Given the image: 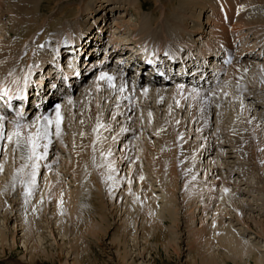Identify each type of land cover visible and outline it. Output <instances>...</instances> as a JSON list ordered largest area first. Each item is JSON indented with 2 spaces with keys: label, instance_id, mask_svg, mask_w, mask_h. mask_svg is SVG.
Returning a JSON list of instances; mask_svg holds the SVG:
<instances>
[{
  "label": "rangeland",
  "instance_id": "374dc122",
  "mask_svg": "<svg viewBox=\"0 0 264 264\" xmlns=\"http://www.w3.org/2000/svg\"><path fill=\"white\" fill-rule=\"evenodd\" d=\"M40 1L41 2H40L39 10L35 12L38 15V19L35 22H33L34 29L32 28V30L34 33V37L32 36L30 37L33 40L30 38L27 40L28 37L15 34L13 29L14 25H18V21H16L15 23V17H17L18 14L14 13V11H11V9L12 6L18 4L20 0H0V52L5 51V49H3L4 47H2L4 46V44L7 46L8 45L14 46L12 51H16V53L20 51L19 49L23 45L26 44V47L24 46L25 48L20 51L21 54L19 55V57L15 55L12 57L11 55H9L0 58V83H2L4 80H7V76L13 74H15L14 78L16 80H19L18 77L22 75V72L20 71L22 70V68L27 67L28 63L30 65L33 63L36 65V63L38 62L42 63V61L38 60V57L35 56L33 58L28 56L29 51H31V53L32 51H34L32 49V45L40 43L39 40H41L40 43L41 45L48 43L45 50V55H46L45 57H47L51 61V63L50 62L45 63L43 69L44 68L47 69L48 66H54L56 64L55 59L57 57V53L55 54L56 51L54 52L53 47H55L56 49L59 46L57 41L58 36L53 33L45 32L47 26L49 24H52L53 26L52 30L53 31L55 30L54 24L59 22L58 21V19L60 18L59 13L60 11L65 9V7L71 9H77L78 17L85 16L84 21H86L88 19V15H89L88 13L91 10L90 5L92 4L93 6L96 5V0H40ZM197 1L200 4L199 7L203 8V10H201L202 16L200 19L202 20L204 18L206 20L208 14H211L212 12H216V14L213 15V17L216 18L215 20L216 23L214 22V24H208V25L205 24V27L202 26L204 30V31L202 30V32L204 33L201 34L195 33L192 36L195 37L196 34H199L198 37H195V39L200 40V42L199 41L197 42L196 44L197 46L193 47L194 49H197L194 50L195 52H199V50L204 51L206 49L207 39L209 38V36L212 35L210 34L211 30L215 31V38H214L215 42L213 41L211 43L215 44L216 42H220L221 39L219 35L224 33L221 32L222 24H219L223 22L221 18L222 15H221L219 3L227 2V0H197ZM229 1L231 3L229 2L227 5L228 6L230 5L231 9H229L228 6L227 8L229 10L230 21L227 22L228 19L224 17L226 20L225 23L227 24V28H228L227 29L225 27V30H227L228 32L232 30H233L232 32H237L239 30L242 31L240 32V34L244 36V41L243 42L239 41L238 43H236L235 46L236 49H235L233 45V41L236 42V40H234L236 35H233L232 32L226 33L229 39L226 37L225 40L227 43L228 40L230 41V43L232 40L231 49L235 55L232 54V56L234 55L233 58L231 57L232 59L227 60V62H224L222 66H220L222 68L219 77L220 83H218L217 85L214 84L215 86L213 87L211 86L212 88L208 87V88L194 89L195 87L193 88L192 85L187 84L186 82L182 83L181 80H180L181 82L179 81L174 83L171 82L169 83V85L167 84V86L170 88L169 98H166L167 100L164 99L163 105L155 104L154 92H153L154 95H152L151 99H143L145 101H143L141 98L140 99L136 98L137 96L136 93L132 94L133 93L131 91L132 82L130 81V78L132 76L135 77L136 74L133 71H129V73H127V78H124L123 80L124 83L127 84L124 87L125 89L123 91L117 92L113 96V99H111L110 103H112V101H116V103L112 105L113 109L111 113H109V110H107L106 113L105 103H107L108 100L106 99V101H104V104H102L101 98L104 95L103 93L108 94V97L111 98L112 93L109 91L110 89L107 88L108 86L105 85L106 80L105 81L100 80L99 81L100 83H98V85L100 84L99 85L100 88L102 87L104 91L98 90L99 92L96 93L95 88L93 87V85L90 84L93 78L100 73V72L98 73L96 72L95 74H91L89 78L86 79L85 84L82 82L81 84L82 87L80 89L78 88L76 90V88H74L75 90L73 94H71V96H67L64 99L66 100L68 97L73 98V101L71 102L73 104V107L71 106L72 105L71 103L67 104L68 107L67 106L61 107V111H63L62 113L63 117L65 118L62 122V125H65L63 127V132H62L63 134L59 138L55 136L52 137L53 143L48 149L47 155L45 156V158L37 161L39 167L36 169V175L34 177L35 182L32 184V187L30 188L29 186H27V184L30 181V178L32 177L30 175L32 169L29 168L30 172H28L29 174H26L27 176L25 180H23L22 184L25 185L24 190H26V194H28L27 195L28 201L25 198L18 197V195H16L15 193H9L10 187H8V185H6L5 183L3 185L0 184V193L2 194L1 197L2 201L0 203V264H202L201 258H199V256H194L196 255L195 253L196 249L191 245L190 243L191 241L189 242L190 239L189 232H191V229L194 227L195 229H199L202 225L200 222L201 219L199 218L201 216L197 214L198 211L197 208H195V213L197 214L196 217V214L194 215L192 212L193 211L192 206L189 207L190 201L188 202L186 200L187 197L185 198V193L189 188V186L192 183H194V180L190 181V180H186V178L180 177L178 182L179 184L177 183L178 189H176V194L174 195L173 198L174 199L173 201L175 202L174 203L175 209H173L174 210L173 216L176 217V220L177 222H179V225L176 222H169L163 227L159 226L156 228L155 222L159 221L160 218L163 216L162 214L166 213V212L164 213L163 211L164 204L161 206V208H159L162 209L160 210V213L152 211L148 213V215L150 216L148 217V215L147 216L144 215L147 214L146 209L142 206L144 202L142 205L141 203H139L140 197L141 198L143 197L142 200H145V198L149 200L151 199L150 198L151 195L153 197V194L154 196L157 197L160 196L161 194L162 196H164V198L166 197L165 192L168 193V188L164 186V188L161 189V187L163 186L160 184L161 185L160 187L158 179L154 177L155 174L153 170L150 169V165L148 164L147 160L144 157L145 155H149V153L152 154V157H155L157 156V153L162 151H167L168 147L175 145V136H177L178 141L183 143L184 147L189 150V153L194 156V159L196 158L200 159V162L198 163L199 166L196 167L197 169L195 168L194 171L192 172L193 177L191 179H195L196 182L199 183L198 190L195 191L196 193L194 195H191V197L189 196V199L191 198L190 200L192 204L197 203L199 205L200 203L192 198H195L198 193L200 192L202 193V191H205L206 189H208V187L214 184L213 186L215 188L217 187L216 189V191H218L217 196L219 194L220 198H218L219 197L218 196L217 200H215L216 202L215 201L213 202L214 206L211 205V209H213L211 210V212H213L214 207L216 208L218 205H220L219 203H222L221 198L223 199V196L225 195L224 192L221 193L222 192L221 190L225 186L223 185L224 184L223 182L226 177H227L226 178L227 183L229 181L231 185L229 187H235L232 193H233V198L235 196L234 200L237 205H239L238 203L242 199H243V201H241L242 205H246V203H243L246 201L248 204L247 208L254 209L257 208L258 206L256 205L259 204L260 210L254 209L255 211L253 210L249 211L246 209L247 210L246 214L245 211L243 210L244 212H242V214L243 215L245 214L244 220L243 219L237 220L236 217L237 213L234 212V207L232 208V205H227V206L225 205V206L227 210L230 211L228 213L229 216L227 217H230L231 220L233 219L234 221V222L232 221L231 223L233 225V228L235 227L234 231L237 229L235 231L236 234L239 235L240 238H244L245 240H248V242L250 241V243L254 244V246H256L257 248L256 250L259 251L260 248L261 251L259 252L263 255L262 256L263 258L261 259L264 261V233H262L261 229L257 227L256 223L254 222V220L256 219L257 221L263 222L264 224V86H263L264 81H260L257 76L256 77L253 76V72L256 70V67L259 68L262 67L264 69V56H263L264 55V25L259 24L258 26L253 24L252 25L253 28L250 29L249 25L246 24L241 25L242 23L240 22L243 21L244 18L242 17L244 16H245V20H247L249 23L254 22L255 19L253 18L254 14L252 11L260 8L262 4L259 5V3L263 0H234V2L233 0H229ZM181 2L182 0L181 1L180 0H115L114 3L112 2V7H111L112 10H110L108 14H105V11L101 13V15L103 14L106 15V19L104 23H101L102 25L101 24L99 25L101 27L105 23L107 25V27L103 29L104 31L102 32L101 35L103 40H104V34L107 38L103 42L106 44L107 41L112 39V38H108L109 31L111 30L110 34H112L113 31L116 34L117 38L115 40L126 42L125 45L128 46L126 47L128 49V52H130L131 50L133 51V48L135 47L132 46H136L135 44L139 45L140 43H142V45L144 44L147 45V47H151L150 49H153L154 46L152 45L154 44L153 42L157 43L158 45L160 44L163 45L169 44V46L179 45L180 47H182L181 50L185 51L186 47L191 46L192 44L190 40H192L193 38L190 35H187V37L184 36L186 38L184 39L182 38L179 41L176 40L175 42L171 41L166 34H164L162 37L160 36V39H157V41H154L151 36H146V37L143 36L144 35L143 32L147 31L148 27L150 26L151 20L156 18V20L162 21L163 23L170 25L169 18H174V17L177 18V16L179 17V13H177L179 10L182 12L183 15L185 14L186 17L181 18L183 19V21H181V23L178 24L177 28L183 30L185 28L184 25H186L187 28L189 27L188 29H194V27L200 28V25L196 23V20L193 17L195 15H198L200 10L198 9L197 11L192 9L187 10L188 8L186 9V7H185L186 10L185 9L183 10ZM27 3L25 4L26 6ZM33 5L34 4L32 2L31 5H29V7H32ZM192 7L196 8L198 7V5L196 4L195 6L193 5ZM213 8L214 9L217 8V11H214ZM237 10H239L240 12L239 15L241 16L237 14ZM263 11H264V7L262 9V12L260 13V16H258L261 17L262 21H264ZM232 13H233V19L231 15ZM121 14H125V15L122 18H119L118 16H120ZM28 15H29L28 17H31L33 14L28 13ZM20 16H24V14L20 13ZM238 16L240 17L241 20H239ZM78 17H74L72 20L77 19ZM89 20L91 21L90 23L94 22V19L89 18ZM145 21H149V22L146 23ZM98 23L99 22L94 23L95 25L92 32H95L97 28H100V26L98 27ZM24 25L25 24H23L22 26L24 27ZM234 25L237 30L232 28V26ZM151 27L156 28L157 26L153 24ZM159 28L161 27L159 26L158 29ZM257 34L258 35L260 34V37H258ZM66 39H67L66 36L65 38L63 37L64 41ZM29 40L31 44H29ZM63 43H66V45H64V49H68L71 47L70 41L69 43L68 41H65ZM219 45L220 46L222 45L221 48H225L224 47L225 45L221 43ZM216 47L218 48V45ZM239 47H242L243 49H238ZM8 49L10 50L11 47L10 48L8 47ZM251 49L252 52L249 53L248 51H250ZM126 52H127L126 50L123 51L124 54ZM238 52H243V53H241V56L236 57L238 55ZM220 53L221 52L218 51L217 55H220ZM257 53L259 55L260 54L263 55L262 56L256 55ZM100 54L101 53L99 52L98 55L90 58L83 56L81 61H79V63L77 64L79 65L80 69L83 70L82 69L83 66L87 65L86 62H91V63L94 62V59L98 58ZM221 56H223V54H221ZM212 58H209L207 60L206 62L207 65L210 66L212 65V63L214 65L213 60L215 59ZM226 58H227V54H226ZM70 60L71 57L69 56L64 57L63 64H61L60 66L61 71L69 68L67 64L70 63L69 62ZM58 61L59 60L57 58L56 62ZM3 63L5 64L3 65ZM244 64H250L251 68L253 69H250L249 72L244 77V79L240 80V78L237 77L235 71L237 70V68H239L241 65ZM3 69L6 72H4ZM43 69L42 70L39 69L37 73L35 72V74L32 75L33 77L28 78L29 81L31 80L33 81L38 76L39 72H40L39 74L40 77L43 72ZM58 75H59L58 79H56L54 83L61 85L60 83L61 80L59 78L64 77L65 75H62L60 72ZM49 81H46V83H48ZM119 81L120 79L117 80L118 84ZM133 84L137 90L144 89L145 86L149 85V84L143 85V83H141L140 85L138 84L139 85L138 86L137 84H135V82ZM179 84L181 85V87H185V88L187 87L188 90L187 89H186L187 91L185 90L187 93L185 92L182 95V92L180 91L181 95L178 94L177 92L178 89L175 87L178 86L179 88L180 87ZM254 84H256V86ZM159 85H157V87L155 86L153 87L157 91H162V88H164L165 84L163 85L161 84L160 86ZM86 87L87 89H85ZM129 87H130V91L128 90ZM215 87H217V89L219 90L220 93L218 96L221 97V99L220 98L216 99L213 95L211 96L209 94L216 92V89H213ZM185 88H183L182 90H184ZM201 92H204V95H210L211 96L210 99H212L211 107L203 112L201 111L200 103L203 101H207V99L206 96L198 97V95ZM190 93L192 95H190ZM185 95L188 97H186ZM97 96L100 98L99 107L104 108L101 116L105 115L106 117H108L107 118L108 121L107 120L104 121V119H102L100 116L99 117L100 119H98L99 129H95L92 132L90 139H93V150L97 148L96 146H102L103 143L105 145H109V147H111L109 148L110 149L109 155L110 154L111 155L108 157L112 158L113 161L110 162L112 164L109 165L107 163L89 162L86 165H84V170L82 172V175L76 176V172H75L76 165L75 163L71 165V163L76 155V151H77V149H75L76 145H80L83 143V138L81 137V127L79 124V122L81 123L83 116H80L79 114V116L76 117V113L78 112L80 106H83L82 109H84L85 107L84 101L85 102L87 101L89 103L93 102L91 104L96 105L95 102L97 99L95 100L94 98H96ZM128 97L129 100L132 101L131 104L130 102L126 101ZM198 98H201L200 103L198 102ZM232 99L233 102L230 101ZM172 100H173L172 102L173 109L176 110V113H172L169 116H166L165 108L167 104L170 103ZM236 101L237 102L240 101V103L241 101H243L246 106L248 105L249 108L251 107L250 111H252L251 118H253V122H254V123L252 122V125L253 124L255 125L254 139L256 140L251 147V149L255 151V154L251 153L252 155L250 162L245 160L243 161L240 160L239 156L236 158L229 157L232 154H229L228 152L230 151V153H233L236 149L231 144L232 143L230 141V139L232 138L231 136L225 134L224 136L213 137L212 134V131H214V129H218L220 125L224 126L226 130H230L233 127L234 123L240 120L239 117L244 116L247 119V115H248L247 112L238 108L237 106L239 103H236ZM215 102H217V104H215ZM218 102L220 103L221 106L218 105ZM233 103L237 105L236 110L232 106ZM95 105L94 107H96ZM67 111L70 112L73 111V113L75 112L73 115L74 117L71 115L73 113ZM108 114L110 115L107 116ZM202 117H205L206 120L209 122L211 128V129L208 128L209 133L207 132L205 134H202L201 133L202 130L200 129L198 133V128H199L198 124H200V121H198V119H201ZM218 117L220 123H218L217 121ZM73 118L75 121H73ZM29 120L30 118L26 121ZM249 120L251 121V119ZM107 122H109V124ZM9 123H10L9 121L5 122L4 125L5 134L11 132L12 130V127L11 128L9 127ZM177 126L180 127L176 130V133H174L173 130L176 129ZM60 140L63 141L65 144L63 147L59 145ZM197 140L199 142H197ZM129 142H131V144L128 147L127 150L128 153H126V157L128 160L125 165L121 166L120 165L121 163L119 162L120 158H117L119 157L118 156L119 148H121L122 143L126 145V143ZM120 144L121 146L118 147V145ZM150 146H153V148ZM0 147H2L3 149V154L0 155V179L4 180L12 175L16 176L17 162L22 160L25 161V160L22 159L20 151L15 149L14 141L13 142H8L7 140L0 141ZM202 148H207V149L206 151H201ZM101 149H96V150L98 152V150ZM194 149H196V152H194ZM39 151L43 152V148H41ZM223 152L225 155L223 154ZM53 160L55 162H53ZM244 161L247 163L244 169L249 171L248 174L247 173L242 174L241 172L243 165L240 163ZM102 164L105 167L107 166L108 167L107 169H110V171L109 170L107 171V169L105 170L107 171L105 186H106V191L109 192L111 190L110 193L111 194L113 193V195L107 193V197L105 198V201L103 202V199H99L98 203H96L97 204L96 207L91 206L92 205L91 202H90L91 205L87 203L88 204V206L86 207L87 211L84 210L85 212L83 211L81 212L84 214V215L82 214V217L79 214L80 216L79 222L78 220L73 221L72 214L70 211L67 210L66 205L62 204L56 206L58 205L57 201H55L53 198L52 199L50 198L49 187L53 188L54 184L57 185L56 182L60 177L65 183L70 185V189L72 190L74 189V186L73 183H71L70 181L71 179H75L77 186L85 185L89 182L90 183L89 185L92 187L94 185V180L96 179L95 175L98 172V170L96 169L100 168L101 166L104 167ZM131 166H134L132 176L128 178H124L125 177L124 174L127 173V171L131 168ZM202 167L204 169H202ZM228 167L232 168L233 171H230ZM139 170L141 171V173H143V176L141 177H140L141 174L138 173ZM143 177L145 178L141 179ZM212 177H214L215 179L214 178L212 179ZM99 178L96 180V182L99 181ZM119 179L121 180L119 181ZM198 179H200V182ZM47 180L48 181L50 180L49 182H52L51 184L52 186H49L48 184L49 182ZM239 180H241L242 182H239ZM246 181L247 182L249 181V183H251L252 185L253 183L255 185V183L258 181L259 182L258 186L260 187L259 192H255L252 188L248 187V184L242 185L243 183H246ZM166 184H168V182L165 183V185ZM41 186L43 187L42 192L39 189ZM157 186L159 187V192L156 190L152 191V189H157L158 188ZM242 188H246V190H241ZM136 189L139 190L137 191ZM248 189H250L249 192ZM14 191L18 192L17 189H15ZM45 191H47L48 195L47 194L45 195L44 193ZM243 191L246 192V194L243 193ZM39 193H40L39 200L42 199V201L46 203L45 210L42 208L40 209L41 211L38 210L37 213L39 217H37L38 219L36 218V220H33L34 223H32L31 222L32 220L29 219L31 217V213H30L31 210L25 211L24 208L29 209L30 207H28L29 206L28 204L31 203L29 200H31V198H34L35 195ZM85 193H87L90 196L93 195L95 196V194L97 195V193L99 192L98 190H96V188H94V193L90 194L89 190L87 189L85 190ZM222 194L224 195L222 196ZM46 196L49 198H47ZM157 197L156 199H158ZM36 198H38V196ZM132 199H134V202L132 201ZM39 200L37 202H39ZM127 200L129 203L126 202ZM248 201H250V203H248ZM37 202H35L36 206L35 205L32 206V210H36L38 208ZM81 203L84 202L81 201ZM120 203H122L123 205L119 206ZM224 204L225 202L223 201V205ZM254 204H256L255 205L256 207L254 206ZM125 205L131 206L135 211L131 216L132 221L129 222V226L126 225L127 227H129L125 231L126 235H123L122 228L125 225L124 224L126 222L125 220L129 214V213H125L126 210ZM221 205L220 207H222ZM239 206H241V204ZM190 208H192V210ZM102 214L104 216L106 215L107 224L103 223L102 224L103 226L98 225L97 227L96 224L99 223L101 224L100 215ZM214 216L215 213H213L212 216L209 215L210 219L207 217V222L208 223L210 222L211 224L214 220ZM93 218H95L94 219L95 221L93 220ZM148 218L150 220H148ZM245 219H246V223L247 221H250L248 226L244 222ZM228 222L229 219L227 218V223ZM26 223H32L33 228L36 231L33 228H30ZM61 223H64L63 224L64 227L62 226ZM90 223H94V225ZM89 224L93 225L92 228L94 227L95 229L93 228V230H91L92 228ZM17 227L19 233L14 232L17 231L15 230ZM87 227H89V229L94 232H96L97 231L96 229H98L97 236L93 235V233L89 231ZM165 230H167L166 232L169 233L168 238L171 237V239L174 240L175 244L177 245L176 247L179 248L178 249L179 251H173V249H171L170 252L165 251V247L162 244L163 241L165 240L164 239ZM148 234H150L151 236H148ZM78 237H79V241L76 242L77 240L76 238ZM38 245L39 247H37ZM216 251L218 252L219 249H217ZM221 252L225 253V251H223L222 249ZM218 257H220L221 259H225L226 263L224 264H238V263L254 264L255 263L254 256H249V257L243 256L244 259H240L242 256L241 257L233 256L234 259L231 256H230L231 258L229 259L226 258L227 256L226 257L217 256V258Z\"/></svg>",
  "mask_w": 264,
  "mask_h": 264
},
{
  "label": "bare ground",
  "instance_id": "6f19581e",
  "mask_svg": "<svg viewBox=\"0 0 264 264\" xmlns=\"http://www.w3.org/2000/svg\"><path fill=\"white\" fill-rule=\"evenodd\" d=\"M30 1L29 0H20L21 3L19 2L18 4L13 5L12 6V9H11V11H14V13H17L18 14V16L15 17V23H16V21H18V25H14V27H13L14 33L17 34V35H22V36L28 37L27 40L31 36L34 37V33H33V30H32V28L34 29V23L33 22H35L38 19V15L35 12L39 10V6H40V2H41L40 0H33V1L30 0ZM114 1L115 0H104V1H102V0H96V5H95L96 7L93 6V4L90 5V9L91 10L88 13L89 15H88V19L86 21H84V19H85L84 17L85 16L84 17L83 16L78 17L77 9H71V8H66L65 7V9H63L62 11H60V13H59L60 14V16H59L60 18L58 19L59 22L56 23V24H54L55 30L53 31L52 30L53 29L52 24H49L47 26L46 31H45V32H48V33L56 34L58 36V40L57 41H58L59 46L56 49H55V47H53L54 52L56 51L55 54L57 53V57L55 59V63L56 64L54 66H48L47 69L46 68L43 69V66L45 65V63H49V62L51 63V61L47 57H45L46 56L45 55V50H46V46H47L48 43L41 45L40 44L41 43V40H39L40 43L33 44L32 45V49L34 51H32V53H31V51H29L28 56L33 57V58L36 56V57H38V60L39 61H42V63L38 62L40 64L36 63V65L34 63L30 65L28 63L27 67L22 68V70L20 71V72H22V75H21L22 78L20 80H16L15 78H12L11 79L12 82H11V84L9 86L10 87L9 88V91H8V93L7 92L6 93L10 97H15V99L17 101H18V99L21 100V101L23 100V102L25 104V101L26 102L28 101L27 89L30 87V85L32 83L31 82L32 80L29 81L28 78L33 77L32 75L35 74V72L37 73V71H39V69L40 70L43 69V72H42L41 76L38 77L39 78L38 79V82L41 85H40V87H38L37 91H35L34 96L36 98H38V101H41V102H39V104H40L39 106L45 108V106H44L45 105V102H42L43 101V98L44 97H48V98L50 97V98H52L53 96H55L54 95V92L52 91V89L53 90L55 89V86L52 85V84H54L55 80L58 79L59 72L62 75H65L63 77L64 78V81H67L68 80V83H69L70 79L73 80V82H71L72 83V86H74L75 84H77L79 82L80 77L83 76L82 74H84V72H82L83 70L80 69V67H79V65L77 63H79V61H81V59H82L83 56H85L87 58H90V57H94V56L98 55V53L100 52L101 53L100 56L98 58L94 59V62H95V61H98V60H102L101 59V56H102V53L104 52L105 53V57L104 58H106L105 61L103 60L104 63H108V62L109 63H112L113 58H115V56H117V57L119 56V57H121V58L124 59V57H126V55L128 53V49L126 48L128 46L125 45L126 42H124V41H122V43H116V41L114 42V39H116L117 37H116V34H115L114 31H113L114 33L112 32L113 35L110 34V31H111L110 30L109 31V35H112V36H109L108 35V38H112V39H110L109 41H107L106 44H105L103 41L106 40L107 38H106V36L104 34V40H103V38H102L101 35H102V32L104 31L103 29L106 28L107 25H106V23L102 27L99 25L101 23H104V21L106 19V15H104V14L101 15V13L103 11H105V14H108L110 12V10H112V8H111L112 7V2L114 3ZM32 2H33L34 5L32 7H29V5H31ZM229 2L230 1L227 0V2L219 3L220 4L221 15H222L221 18H222V21H223L222 23H219V24H222L221 32L224 33V34H220L219 35V37L221 39L220 42H216L215 44H212L211 43V42L214 41V38H215V31L214 30H211V33L210 34H212V35L209 36V38L207 39L206 49L204 51H200V50H199V52H195L194 51V50H197V49H194L193 47L197 46L196 44H197L198 41L200 42V40L195 39V37H198L199 34L204 33V32H202V30H203V27H205V24L206 25H208V24H214L216 18L213 17V15L216 14V12H212L211 14H208L206 20L204 18L201 20L200 19L201 16H202V11L201 10H203V8L199 7L200 4H199V2L197 0H192V1L191 0H182L181 4H182L183 10L185 9V7H186V9L188 8L187 10H191V9L192 10H196V11H197V9L200 10V12H199L198 15L193 16L194 19L196 20V23L200 25V28L194 27V29H188L189 27L187 28L186 25H184L185 28L183 30L177 28L178 24H180L181 21H183V19H181V18H185L186 17V15L185 14L183 15L180 10L177 12V13H179V17L177 16V18H175V17L174 18H169L170 19V25L169 24L167 25V24L163 23L162 21H158V20H156V18L153 19V20H151L150 21V26L147 25L149 27H148L147 31H144L143 32L144 33L143 36H145V37L146 36H151L154 41H157V39H160V36L162 37L164 34H166L168 36V38L171 41H173V42H175L176 40L179 41L182 38L184 39V38L187 37V35H190L192 37L195 33H199V34H196L195 37H192L193 38L192 40L189 39L193 45L191 44V46L186 47V50L185 51L184 50H181L182 47H180L179 45H173V46L172 45L169 46V44H164V45L163 44H160V45H158L157 43L153 42L154 44H152V45H154V46L157 47V51H156V54H155V60H154L153 63L155 64L158 61H162L161 64H162L163 69H164V75L162 76V79H164L163 80V83L158 82V76H157V78H155V76H154L153 78H155L156 80L152 81V83H151L152 85L149 84V85L145 86L144 89H138L137 90L134 87V84H133L134 82H135V84H137V82L134 81L131 84L132 85L131 86V91L133 92L132 94H135L136 93V95H137V96L135 95L136 98H139V99L141 98L143 100V99H151L152 95H154L153 94V92H154L155 93V95H154V103L155 104H162L163 105L164 99L167 100L166 98H169V95H170V88L167 86V84L169 85V83H171L170 81L173 78L177 79L179 82L182 81V83L183 82H187V81L188 82L189 81H193L194 80L193 77H196V79L197 78L203 79V82L204 81H213V80H214L213 82H216V80L219 79V77H220V72H221V69H222L220 67V66H222V62H221V59H219V57H221V54H223V56H226V54H227V58H230L231 59L232 54H233L232 53L233 51L231 49L232 47H231L230 41L228 40V43H230V44H228L226 42V40H225V38L227 37L226 33H229V32L227 30H225V27L227 28V24L225 23L226 20H225L224 17H226L228 19L227 22L230 21V16H229V10H228V8L231 9V6L230 5L229 6L227 5ZM233 2H234V0H233ZM26 3H27V6L25 5ZM196 4L198 5V7H196V8L192 7L193 5L195 6ZM260 4H262L261 7L257 9L259 11H257V10L252 11L253 14H254L253 18L255 19L254 22H250L249 23L247 20H245V16H244V17H242V18H244L243 21H240L242 23L241 25H243V24L244 25L245 24L246 25H249L250 26V29L253 28V26H252L253 24L254 25H258V26H259V24L264 25V24H262V23H264V21H262L261 17H258V16H260V13L262 12V9L264 7V0L261 1L259 3V5ZM98 6H99V8H98ZM227 6H228V8H227ZM180 8H181V6H180ZM214 11H217V8L214 9ZM20 13H23L24 16H20ZM28 13H32L33 15L31 17H28L29 16ZM239 13H240L239 10H237V14L238 15H239ZM124 15L125 14H121L118 17L119 18H122ZM231 15H232V19H233V13ZM239 16H241V15H239ZM239 16H238V18H239V20H241ZM74 17H78V18L72 20ZM89 18L90 19H94V22L93 23H90L91 21L89 20ZM198 21H199V23H198ZM97 22H99L98 23V27L100 26V28H97L95 32H92V30L94 28V25H95L94 23H97ZM145 22L148 23L149 21H145ZM23 24H25L24 27L22 26ZM117 24H118V22H117ZM151 24L152 25L155 24L157 27L156 28L151 27L152 26ZM159 26L161 28L158 29ZM179 27H180V25H179ZM234 27H235V25L232 26V28L235 29V30H237L236 27L235 28ZM73 32H76V33H73ZM260 32H261V29H260ZM65 36L67 38L65 41H68V43L70 41V45L75 44V46H71L68 49H64V45H66V43H63V42H65L63 40V37L65 38ZM184 36H186V37H184ZM222 36H223V38H222ZM257 36L260 37V34L259 35L257 34ZM30 39H32V38H30ZM220 43L223 44V45H225L224 46L225 48H221L222 45L220 46L219 45ZM29 44H31L30 43V40H29ZM217 45H218V48L216 47ZM24 46L26 47V44L23 45L19 50L20 51L23 50L25 48ZM2 47H4L3 49H5V51L4 52L3 51L0 52V58L1 57H6V56H9V55H11L12 57L14 55L19 57V55L21 54L20 51H18L17 53H16V51H12L13 48H14V46H11V45H8L7 46V45L4 44V46H2ZM8 47L9 48L11 47V49L9 50ZM222 49H223V51H222ZM125 50L127 52L124 54L123 51H125ZM166 50H168V53L167 54H169L171 56L170 57L171 63H170L169 60L164 61L166 59H165L164 55L162 56V54L166 53ZM218 51L221 52L220 55H217V52ZM243 52H238L237 57L238 56H241V53H243ZM142 54H146V55L150 54V55L148 57H146V56L144 57L143 56V59H142V58H140V56ZM167 54H166V58H167ZM228 55H229V57H228ZM67 56L71 57V60L69 61L70 63L67 64V66L69 68L61 71L60 66H61V64H63L64 57H67ZM153 56L154 55L151 54V53H148V52H146V53H140L138 50H136L135 48H133V51L131 50L129 52V56L126 57L127 64L126 65H123V62H119L118 67L119 68H125L126 66H128V67L130 66V68H132L135 65H144L145 64L144 63V60H147L148 58H152ZM212 56H213V58H212ZM174 57H175V59H173ZM57 58L59 60L58 62H56L57 61ZM209 58L215 59V60H213L214 61V65H213V63L210 66L206 64V62H207V60ZM28 61H29V59H28ZM117 61H119V60H117ZM100 62L102 63V61H100ZM5 63H3V65ZM90 63L91 62H86V64H88V65ZM165 63L167 64L166 66H165ZM179 64H180V66L177 67V65H179ZM250 69H253V68H251L250 64H244V65H241L239 68H237V70L235 71V73H236L237 77L240 78V80H243L244 77L246 76V74L249 72ZM257 69H259V70H257ZM121 70L123 71V69H120V71H114L113 73H110V74L107 73L108 75H110V76H112L114 78L113 81H112V83L115 85V88H112V87H109L108 86V81H107L106 78L105 79H100V74L102 73V71H100V73L96 77H94L93 80H92V82L90 83L91 85H93V87L95 88L96 93H97L100 90L101 91H104V89H102V87L100 88V86H99L100 84L98 85V83H100L99 81L100 80H102V81L103 80L104 81L106 80V84L105 85L108 86L107 88L110 89L109 91L112 93V97L109 98L108 97V94L102 92L104 94L103 97L101 98L102 104H104V101H106V99L108 100V102L105 103V108H106L105 111H106V113H107V110H109V113H111V111L113 109L112 105H114L116 103V101H112V103H110V101H111V99H113V96L117 92H120L119 89H120L121 85L123 84L124 87L127 85L126 83H124V81H123L124 79L121 78V74H120ZM3 71L6 72L4 69H3ZM104 72H107V70L104 71ZM177 72H179V73H177ZM253 76H255V77L257 76L260 81H264V69L262 67L261 68L256 67V70L253 72ZM49 78H50V81H49ZM119 79H120V81H119V84L120 85L117 82V80H119ZM21 80H22L23 83L21 82ZM45 80L46 81H49V82L46 83ZM34 81H35V79H34ZM103 83H105V82H103ZM32 84H34V83H32ZM37 84L38 83H36V85ZM81 84L82 83H80V85H79L80 88L82 87ZM159 84L160 85L161 84L162 85L165 84L164 85V88H162V91H157L153 87V86L157 87V85H159ZM256 84H254V85L256 86ZM58 85H60V84H58ZM76 87L78 88V85H76ZM175 88L178 89L177 92H178L179 95H181V92H182V95H183L188 90L187 87L186 88L185 87H181V85H180L179 88H178V86L175 87ZM183 88H185V89L182 90ZM61 89H63V88H61ZM85 89H87V87ZM213 89H216V92L215 93H209V94L211 96L213 95L216 99H219V98L221 99V97L218 96L220 92L217 89V87H215ZM128 90L130 91V87L128 88ZM59 91L60 90H58L57 92H55V94L56 95L59 94L58 93ZM82 91H84V90H82ZM204 92H201L198 95V97L206 96V99H207V101H203V102L200 103L201 98H198V102L201 105V111L202 112L205 111V110H207L208 108H210L211 105H212V103H211V100L212 99H210L211 96L210 95H204ZM38 95L40 97H37ZM68 95L71 96V94H68ZM125 95H127V94H125ZM190 95H192V94L190 93ZM63 96L66 97V95H63ZM98 96L96 98H94L95 100L97 99L96 102H95L96 105L94 104L96 107H94V105L91 104L93 102H90L89 103L87 101L86 102L84 101V103H85L84 109H82L83 106H80L79 109H78V112L76 113V117H78L79 114H80V116H83L82 120L80 119L81 120V123L79 122L80 127H81V137L83 138V143L80 144V145H76V148H75V149H77L76 155H75V157H74V159L72 160V163H71V165H73L74 163L76 165V168H75L76 176H81L82 175V172L84 170V165H86L89 162L107 163L109 165V164H112L110 162L113 161L112 158H109L108 157V156L111 155V154L109 155V153H110L109 152L110 151L109 148H111V147H109V145H105L103 143L102 146H96L97 148L94 147L95 149L93 150V139H90L92 132L95 129H99V120L98 119H100L99 117L102 115V111L104 110L103 107L102 108L99 107L100 98ZM186 97H188V96H186ZM194 98H196V97H194ZM59 100H60V104H61L60 106L61 107L62 106L66 107L67 104L69 103L68 101H71L72 102L73 101V98H69L68 97L66 100H63L61 97H59ZM126 101L130 102V104L132 102V101L129 100V97L126 99ZM143 101H145V100H143ZM230 101L233 102V99L230 100ZM172 102H173V100L170 103H168L167 106H166V108H165L166 116H169L172 113H176V110L173 109ZM236 103H239V104L237 106V105H235V103H233L232 106L234 107V109L236 110L237 109L236 106H237L241 110L246 111L247 114H248L247 115V119L244 116L239 117L240 120L236 121L234 123L233 127L230 130H226V128L224 126H221L220 125L218 127V129H214V131H212V134H213V137L224 136L225 134L231 136L232 137L230 139V141L232 142L231 144L236 149H235V151L233 153H230V151L228 152L229 154H232L229 157L230 158L231 157H235L236 158V157L239 156V159L240 160H242V161L245 160V161H249L250 162L251 161V155H252L251 153L255 154V151L252 150L251 147H252V144L255 143V140H256V139H254L255 138V132H254V126L255 125L254 124L252 125L253 118H251L252 111H250V108L251 107L249 108L248 105L246 106L243 101H241V103H240V101H238V102L236 101ZM215 104H217V102H215ZM218 105L221 106L219 102H218ZM71 106L73 107V104ZM99 108H100V110H99ZM60 110H61V108H60ZM70 111H71V109H70ZM70 111H67V112H70ZM81 112H82V114H81ZM61 113H63V111H61ZM70 113H73V111L70 112ZM70 113H68V114H70ZM74 113L71 114V115L73 116ZM109 115L110 114H108L107 116H109ZM259 115H260V113H259ZM65 117H67V116H65ZM101 118L104 119V121L105 120L108 121V119H107L108 117H106L105 115L101 116ZM255 118H256V116H255ZM64 119L65 118L63 117V120ZM249 119H251V121ZM73 121H75L74 118H73ZM198 121H200V124H198L199 125L198 133H199V129L202 130L201 131L202 134H205L207 132L209 133V129L208 128H210V125H209V122L206 120V118L205 117H202L201 119H198ZM217 121H218V123H220L219 117H218V120ZM5 122H6V120L3 122L4 125H5ZM107 123L109 124V122H107ZM64 126L65 125H62V132H63V127ZM9 127L10 128L12 127V124L11 123H9ZM179 127L180 126H177L176 129L173 130V132L176 133V130ZM53 132H54V128H53ZM103 132H104V130H103ZM57 138H59V137H57ZM197 142H199V141L197 140ZM130 144H131V142L126 143V145H124V143H122V146H121V144L118 145V147L121 146V148H119V155H118L119 157H117V158H120L119 159L120 161L119 160L118 161L121 163L120 164L121 166L122 165H125L127 163V160L128 159L126 157V153H128L127 150H128V147L130 146ZM220 144H222V143H220ZM59 145L63 147L65 144H64L63 141L60 140ZM228 145H230V144H228ZM94 146H95V144H94ZM150 147L153 148V146H150ZM96 149H101V150H98V152H97ZM196 149H194V152H196ZM206 149L207 148H202L201 151H206ZM95 150H96V152H95ZM146 154H148V153H146ZM223 154H224V152H223ZM204 155H205V153H204ZM21 156H22V153H21ZM144 158L147 160L148 164L150 165V169L153 170V172L155 174V176L154 175L153 176L158 179L159 185L161 184L163 186V187H161V185H160L161 189L164 188V186L168 188V193L165 192V194H166V197L165 198H164V196H162V194L160 196H158V197L157 196H154V194H153V197L151 195V197H150L151 199H149V200L147 198H145V200H142L143 197L142 198L140 197V200H139L140 201L139 203H141V205L144 202V204L142 206L146 209L147 214H144L146 216L148 215V213H150L152 211L153 212L155 211V212H159L160 213V210H162V209H159V208H161V206L164 204L163 205V211H164V213L165 212L166 213L165 214H162L163 216L160 218L159 221H156V222L154 221L155 222V225H156V228L159 227V226H162L163 227L164 225H166L169 222H176L179 225V222H177L176 217L173 216L174 215V210L173 209H175L174 208V203L175 202L173 201L174 200L173 198H174V195L176 194V189H178L177 188V183L179 182V178L180 177L186 178V180H190V181L194 180V183H192L189 186V188L187 189V191L185 193V198L187 197L186 200L188 202L190 201L189 202L190 203L189 207L192 206V208H193V211H192L193 214L194 215L196 214L195 213V208H197V210H198V211L196 210L197 211V214H199L201 216V217H199L201 219L200 220V222L202 224L201 227L199 229H195V227H194V228L191 229V232H189L190 233L189 242L191 241L190 242L191 245L196 249L195 250L196 251L195 252L196 255H194V256H199V258H201L202 264H222V263L224 264V263H226L225 259H221L220 257L217 258V256H225V257L227 256L226 258H228V259L231 258V257H233V256H236V257L237 256H239V257H241V256L242 257L243 256H248V257L249 256H254L255 257L254 258L255 259V263L254 264H264V261L261 259V258H263L262 257L263 255L259 252V251H261L260 248H259V251L256 250L257 248H256V246H254V244L250 243V241L248 242V240H245L244 238H240V236L236 234L235 231L237 229L234 231V228L235 227L233 228V225L231 223L233 221V219L231 220L230 217H227V216H229L228 213L230 211L227 210V208H226L227 205H232V208L234 207V212L237 213L236 214L237 220H241V219L244 220V215L246 214V211L247 210H249V211H252V210L255 211L254 209L260 210L259 204L256 205L258 202L256 204H254V206L256 205L258 207L257 208H254V209L253 208H247V205L248 204H247L246 201L243 202V203H246V205H242V202L241 201H243V199L241 201L239 200L240 202L238 203L239 205L241 204V206L237 205L236 202H235V200H234L235 196L233 198V193H232V191L235 189V187H229L231 185H230L229 181L227 183V181H226V178L227 177H226L224 179V182H223L224 184L223 185H225L224 187L227 188V189H225L224 187L222 188V190H221L222 192L221 193L224 192L225 195L222 194V196L224 195L223 196V199L221 198L222 203H219L220 205L222 204L221 206L223 208L220 207V205H218V203H217V205L219 207L218 206L216 208L214 207V211L211 212V210H213V209H211V205H213V202L215 200H217V197L219 196V194L217 196L218 191H216L217 187L215 188L213 186L214 184L212 186L209 185L210 187H208V189H206L205 191H202L201 190L202 193L201 192L200 193L197 192L198 193L197 196L195 198H192V199L198 201L200 204L199 205L197 203L196 204H192L191 203V200H190L191 198L189 199V196L191 197V195H194L196 193L195 191L198 190V186H199L198 185L199 183H197L195 179H191L193 177L192 172L194 171V169L196 167L199 166L198 163L200 162V159L199 158L194 159V156L189 153V150L184 147L183 143H181L180 141H178L177 136H175V145L168 147L167 148V151L159 152V153H157V156H155V157H152V154L149 153V155H145ZM25 161L22 160V161H18L17 162V173H16V176H13L12 175L9 178H6L4 180L3 179L2 180L0 179L1 180L0 181V184L3 185L5 183L6 185H8V187H10L9 193H15L16 195H18V197L25 198L27 200V198H28L27 195L28 194H26V190H24L25 189V185H23L22 183H23V180H25V178L27 176L26 174H29L28 172H30L29 168L31 169V162L30 161L29 162L28 161L25 162ZM245 161L242 162V163H240V164L243 165V168L241 169L242 174H245V173L248 174V172H249L248 170H245L244 169L245 166L247 165V163ZM53 162H55V161L53 160ZM22 164H28L29 165V167L25 168L23 172L19 171V169L21 168V165ZM67 165H68V163H67ZM203 166H204V164H203ZM228 166H231V165H228ZM133 167L134 166H131V168L127 171V173L124 174V176H125L124 178H128V177H131L132 176V174H133L132 172H133V169H134ZM107 168H108L107 166L106 167L105 166L104 167L101 166L100 168H97L96 169V170H98V172L95 175V178L96 179L94 180V185L92 187L89 185L90 184L89 182L87 184H85V185H79V186H77V183H76L75 179H71L70 181H71V183H73V186H74V189L72 190V189H70V185L67 184V183H65L62 180L61 177H60L61 179L57 177L58 178V180L56 182L57 185L54 184L55 187L53 186V188L49 187L50 188V191H49L50 192L49 193L50 194V198L51 199L53 198L55 201H57V204L58 205H56V206L65 204L67 210L70 211L71 214H72V220L73 221L74 220H78V222H79V217L80 216L82 217V214H83L81 212L82 211L85 212L84 210L87 211V209H86V207L88 206L87 203L90 204V202H91L92 205L91 204L90 205L93 206V207H96V205H97L96 203H98V200L99 199H103V202H104L105 201V198L107 197V193L109 194L111 192V190L109 192H107L106 191V186H105V184H106V182H105L106 174H107V171L108 170L110 171V169H107ZM228 168L230 169V171H233L232 168H230V167H228ZM106 169H107V171H105ZM202 169H204V168L202 167ZM138 173L141 174L140 177L143 176V173H141L140 170L138 171ZM96 176L98 178L100 177L99 178V181H97V182H96V180L98 178ZM144 178L145 177H143V179ZM213 178L214 177H212V179ZM33 180H34V177H31L29 183L27 184V186H29L30 188L32 187ZM120 180L121 179H119V181ZM198 180L200 182V179H198ZM241 180H243V179H241ZM241 180H239V182H242ZM91 181H93V180H91ZM216 181H217V179H216ZM167 182H168V184L165 185V183H167ZM210 182H212V181H210ZM54 183H55V181H54ZM141 183H142V181H141ZM258 183L259 182L257 181L255 183V185H254V183L252 185L251 183H249V181L248 182L246 181V183H243L242 185L248 184V187L252 188L255 192H259L260 187L258 186ZM48 184H49V186H52L51 185L52 182H49ZM114 185H115V183H114ZM94 188H96V190H98V192H99V193H97V195L95 194V196L94 195L93 196H90L87 193H85V190L86 189L89 190L90 194L94 193ZM246 188H242L241 190H246ZM15 189H17L18 192L17 191H14ZM39 189L42 192L43 187L41 186ZM153 190L154 191L156 190V191L159 192V187L157 189H152V191ZM47 191L44 192L45 195L47 194ZM161 191H163V190H161ZM249 191H250V189H248V192ZM243 193L246 194V192H244V191H243ZM111 195H113V193ZM37 196H38V198H36ZM1 197H2V194L0 193V203L2 201ZM39 197H40V193L39 194H36L34 198H31V200H29L31 202V203L30 202L29 203L32 204V205L28 204L29 205L28 207H30V208L29 209L24 208L25 211L26 210L27 211L28 210H31V212H30L31 213V217L29 219L32 220L31 221L32 223H34L33 220H36V218L39 217L38 216V213H37L38 210L41 211L40 210L41 208L45 210V204L46 203L43 202L42 199L39 200ZM156 197L158 199H156ZM47 198H49V197H47ZM108 198H109V196H108ZM218 198H220V196ZM38 200H39V202H37ZM81 201H83L84 203H81ZM132 201L134 202V199H132ZM223 201L225 202L224 205H223ZM35 202L38 203V208L36 210H32V206L33 205L36 206V203ZM126 202H128V200ZM24 203H27V202H24ZM116 203H115V205H116ZM248 203H250V201H248ZM121 205H123V204L120 203L119 206H121ZM192 208H190V209L192 210ZM243 210L245 211V214L244 215L242 214V212H244ZM134 211L135 210L131 206H126L125 213H129V214H128L126 220H125L126 221L124 223L125 225L122 228V234L123 235H126L125 231H126L127 228H129L127 226H129V222L132 221L131 216L133 215V212ZM209 211H210V213H209ZM94 213H95V210H94ZM213 213H215L214 220H213V222L211 221L212 223L210 224V222L209 223L207 222V217L210 219L209 215L212 216ZM79 214H80V216H79ZM197 214H196V217H197ZM100 216H101L100 217L101 224L100 223L99 224H96L97 227H98V225H102L103 223L107 224L106 215L104 216L102 214ZM148 217H150V216L148 215ZM227 218L229 219V222L228 223H227ZM94 219L95 218H93V220ZM169 219H171V220H169ZM148 220H150V219L148 218ZM244 222L246 223V219H245ZM249 222L250 221H247V223H246L247 226L249 225ZM254 222L256 223L257 227H259L261 229L262 233H264V224H263V222L257 221L256 219L254 220ZM32 223H26V224L30 228H33V224ZM61 224L63 226L64 223H61ZM90 224H93L94 225V223H90ZM242 224H243V222H242ZM93 225H90L91 228H92ZM62 226H60V227H62ZM75 226H76V224H75ZM89 227H87L89 231L93 230V228H94L93 227L90 230ZM100 228H101V226H100ZM15 230H17V231H14V232H18V227ZM88 230H87V232H88ZM96 230L98 231V229H96ZM97 231L96 232L91 231V232L93 233V235L97 236V234H98ZM166 231L167 230L164 231V239L165 240L162 243L164 245V247H165V251H169L170 252L171 249H173V251H179L178 250L179 248L176 247L177 245L175 244L174 240L171 239V237L168 238L169 233L166 232ZM82 235H83V233H82ZM148 236H151V235L148 234ZM61 238H63V237H61ZM76 239H77L76 242L79 241V237L76 238ZM249 239H251V238H249ZM37 247H39V245ZM217 249H219L218 252L216 251ZM221 249L223 251H225V253L224 252H221ZM35 251H36V248H35ZM259 256H261V257H259ZM242 257L240 259H244V257L243 258ZM233 259H234V257H233Z\"/></svg>",
  "mask_w": 264,
  "mask_h": 264
},
{
  "label": "snow or ice",
  "instance_id": "6c2138e0",
  "mask_svg": "<svg viewBox=\"0 0 264 264\" xmlns=\"http://www.w3.org/2000/svg\"><path fill=\"white\" fill-rule=\"evenodd\" d=\"M105 78L108 81V86L115 88V85L112 83L114 78L106 73H101L100 79ZM119 90L123 91L124 86L121 85ZM69 103H71V101H69ZM60 108V104H56L54 108V115L46 112L30 122L24 119L23 113H18L17 118L10 121L12 124V130L7 134H5L3 124L6 117L0 116V141H14L15 149L22 153V159L31 162L32 171L30 175L32 177H35L36 169L39 167L37 161L45 158L47 155V151L53 143L52 137H60L63 134V115ZM41 148H43V152L39 151ZM2 154L3 149L0 147V155ZM27 167H29L28 164H22L19 171L23 172ZM34 182L35 181L33 180V183Z\"/></svg>",
  "mask_w": 264,
  "mask_h": 264
}]
</instances>
